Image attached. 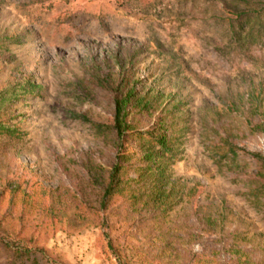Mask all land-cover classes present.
<instances>
[{
    "label": "rangeland",
    "instance_id": "rangeland-1",
    "mask_svg": "<svg viewBox=\"0 0 264 264\" xmlns=\"http://www.w3.org/2000/svg\"><path fill=\"white\" fill-rule=\"evenodd\" d=\"M121 67L130 68L137 87L163 94L158 106L172 101L183 115L176 155L167 160L183 200L139 228L117 217L88 225L75 215L78 205L99 207L101 200L81 163L107 164L114 150L64 109L108 122L112 94L94 79ZM25 76L36 94L11 104L23 136L14 143L0 137V264H117L120 255L138 264H183L167 253L189 245L210 252L225 242L264 264V207L247 200L244 182L234 179L257 165L240 156L235 170L221 169L212 148L228 134L264 153V132L244 116L251 110L254 123L264 121V0H0V91ZM151 124L140 117L142 127ZM23 189L33 203L65 212L55 219L34 211L21 230ZM218 213L223 238L205 234L196 218ZM186 231L202 236L184 246ZM225 253L213 264L236 256Z\"/></svg>",
    "mask_w": 264,
    "mask_h": 264
},
{
    "label": "trees",
    "instance_id": "trees-1",
    "mask_svg": "<svg viewBox=\"0 0 264 264\" xmlns=\"http://www.w3.org/2000/svg\"><path fill=\"white\" fill-rule=\"evenodd\" d=\"M243 12H235L232 15L236 19ZM228 20L229 23L233 21L231 17H228ZM96 74L98 75L94 80L101 81L112 94L114 111L111 119L108 122H99L69 109H64V115L75 116L89 123L99 135L112 141L114 151L110 153L111 161L107 164L81 163L83 173L99 188L101 200L99 207L85 203L83 206L78 205L75 215L80 222H86L88 225L107 226L117 217L116 222L125 221L128 226L139 228L146 220L167 214V211L183 200L180 195L182 192L177 189V180L168 172L167 163V160L176 155L177 141L181 132L178 125L183 115L178 113L179 110L173 109L176 105L173 108L169 107L172 101L167 102V105L162 103L158 106L163 94L155 92L153 88L137 87V82L133 81L134 74L129 67H121L119 72L112 75ZM36 87L34 80L25 76L23 80L18 79L9 83L0 91V137H5L13 143L22 138L23 132L19 123L12 119L11 104L18 99L35 95ZM74 94L89 98L85 92H74ZM253 114L254 112L249 110L243 115L256 130L264 132V121L254 123ZM140 117L151 119L152 124L142 127ZM214 144L212 147L214 157L221 169L235 170L233 164L240 156H249L256 163L257 167L253 174L237 173L234 179L244 182L247 190L243 195L247 200L256 206L264 207V153L237 145L228 134L218 137ZM19 185L20 183L16 187ZM2 194L3 192L0 195ZM11 196V203L5 215L12 212L15 205V192ZM30 197L31 194L23 189L22 202L18 209L21 230L25 228L27 216L34 211L43 216L50 215L55 219L60 217L58 213L65 212L62 209L33 203ZM221 216L218 213V218L211 216L208 220L204 214H198L196 218L204 226L205 234L223 238L227 232L224 230V219ZM231 234L240 237L236 232ZM201 236L199 233L186 231L181 237V245L186 246L189 239L194 241ZM171 244L172 241L168 243ZM190 246L174 248V251H170L167 255L171 258L180 256L183 264H213L214 258L217 256L222 258V254H227L225 253L227 249L236 256L229 258L225 264H262L251 255V250L244 246L233 248L225 242L220 249L210 252H197ZM162 253L160 248L157 254L161 257ZM117 259V264H138L132 262L126 255H120ZM153 262L150 261L149 264Z\"/></svg>",
    "mask_w": 264,
    "mask_h": 264
}]
</instances>
